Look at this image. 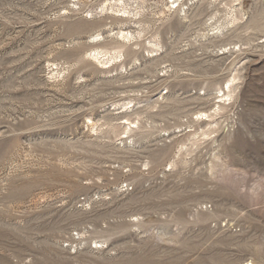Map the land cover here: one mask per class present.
Segmentation results:
<instances>
[{"label":"rangeland","instance_id":"1","mask_svg":"<svg viewBox=\"0 0 264 264\" xmlns=\"http://www.w3.org/2000/svg\"><path fill=\"white\" fill-rule=\"evenodd\" d=\"M182 2L0 0V264H264V0Z\"/></svg>","mask_w":264,"mask_h":264},{"label":"bare ground","instance_id":"2","mask_svg":"<svg viewBox=\"0 0 264 264\" xmlns=\"http://www.w3.org/2000/svg\"><path fill=\"white\" fill-rule=\"evenodd\" d=\"M180 1L182 0H172L173 3L175 2H179V6L178 8H180L182 5H184L186 2H182L180 3ZM170 6V5H169ZM143 7V6H142ZM120 11V9H117ZM123 11V13L120 15L124 18H131L132 16L136 15L139 11H136L134 12L133 10L131 9H128L127 6H123V9H121ZM99 35H97L96 37H98ZM117 36L118 38H121V39H124V40H130L131 38H133L135 35L128 31V30H123V29H120L117 33ZM125 42V41H124ZM93 57L95 59H97L100 63L102 64H108V63H113V61L116 60V58L118 57V54H108L107 52H103V51H96V53H94ZM223 96H230L229 93L226 94V91L225 89H223ZM219 102H222V101H219ZM224 102V101H223ZM224 104V103H223ZM225 107V106H224ZM219 109L223 108V105H219L218 106ZM202 114V112H201ZM205 115L207 113H204ZM209 116V114L207 115V117ZM205 117V116H204ZM200 118V117H199ZM203 119V118H202Z\"/></svg>","mask_w":264,"mask_h":264}]
</instances>
